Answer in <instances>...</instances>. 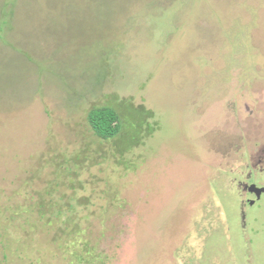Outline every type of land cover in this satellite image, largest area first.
<instances>
[{
	"label": "rangeland",
	"instance_id": "374dc122",
	"mask_svg": "<svg viewBox=\"0 0 264 264\" xmlns=\"http://www.w3.org/2000/svg\"><path fill=\"white\" fill-rule=\"evenodd\" d=\"M247 105L264 0H0V264H264Z\"/></svg>",
	"mask_w": 264,
	"mask_h": 264
},
{
	"label": "trees",
	"instance_id": "16d2710c",
	"mask_svg": "<svg viewBox=\"0 0 264 264\" xmlns=\"http://www.w3.org/2000/svg\"><path fill=\"white\" fill-rule=\"evenodd\" d=\"M87 120L95 136L102 141L117 138L123 129L119 113L111 107H99L90 110Z\"/></svg>",
	"mask_w": 264,
	"mask_h": 264
},
{
	"label": "flooded vegetation",
	"instance_id": "af4514ba",
	"mask_svg": "<svg viewBox=\"0 0 264 264\" xmlns=\"http://www.w3.org/2000/svg\"><path fill=\"white\" fill-rule=\"evenodd\" d=\"M253 109V112H251L250 113V118H248V122H247V127L245 128L247 131H248V133H250L249 135L250 136H254V135H259V134H263V136H264V121H263V123H259L258 125L256 124V122H258V120H257V118H255V115H256V110H254V107H250L249 105H247L246 106V111H247V113H249L251 110ZM236 117V116H235ZM252 126L253 127H255L256 129H257V131H254L253 130V128H252ZM243 128V127H242ZM237 129H240L239 127H238V123H237V125H236V130ZM260 129H261V131H260ZM249 130H250V132H249ZM247 133V132H246ZM253 134V135H252ZM256 153L257 154H255L254 152L253 153H250V161L251 162H254L255 160H257V164L259 165V166H262V167H264V145H262L261 147H259V150L258 151H256ZM256 156H255V155ZM255 157H259V159L258 158H255ZM257 164L255 165V166H253L252 164H251V168L253 169V170H255V171H257V169H255V167H257ZM261 171H262V173H264V168H262L261 169ZM248 177V176H247ZM253 186H255L256 188L255 189H253L252 190V187ZM246 193H248L249 195H251L252 196V198L251 199H249V201H248V203L249 204H251V205H255V203H256V201L257 200H260L261 199V197H262V195L264 194V187H258V186H256V185H253V184H251V185H249V186H246L245 187V189H243ZM257 190H262L263 192L262 193H260L261 194V196L259 197L258 196V192H257Z\"/></svg>",
	"mask_w": 264,
	"mask_h": 264
},
{
	"label": "water",
	"instance_id": "95a60500",
	"mask_svg": "<svg viewBox=\"0 0 264 264\" xmlns=\"http://www.w3.org/2000/svg\"><path fill=\"white\" fill-rule=\"evenodd\" d=\"M255 188H256V187H255V186H253V187H252V190H253V189H255ZM257 192H258V196L260 197V196H261V194H260V193H262L263 191H262V190H261V191H260V190H257Z\"/></svg>",
	"mask_w": 264,
	"mask_h": 264
}]
</instances>
